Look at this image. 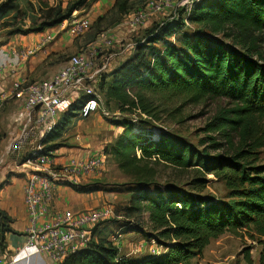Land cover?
<instances>
[{
	"label": "trees",
	"instance_id": "16d2710c",
	"mask_svg": "<svg viewBox=\"0 0 264 264\" xmlns=\"http://www.w3.org/2000/svg\"><path fill=\"white\" fill-rule=\"evenodd\" d=\"M99 1L39 0L38 22L24 33L11 35L44 33ZM18 2L0 0V18L17 10ZM128 3L116 0L114 8L125 16L130 13ZM186 22L196 25V31H186ZM99 92L122 111L136 109L155 121H160L158 107L148 94L189 104L214 96L233 106L220 110L205 126L201 145L208 146L202 150L170 132L154 137L134 132L131 120L118 122L124 131L104 150L130 180L125 190L130 194L127 223L116 238L135 228L141 231L145 222L148 231L141 233L163 251L122 255L113 240L99 235L98 227L91 243L69 254L62 264H191L226 232L247 235L261 245L259 264H264V0H200L185 19L153 24L133 54L102 76ZM84 104L81 98L70 106L47 135L48 142L61 137ZM61 148L52 144L42 155ZM161 167L193 175L184 187H161L156 184ZM209 175L224 184L226 198L203 194ZM69 187L86 195L116 191L100 182ZM13 222L0 209L2 251L7 248V234L17 233ZM246 258L253 264L249 252Z\"/></svg>",
	"mask_w": 264,
	"mask_h": 264
},
{
	"label": "rangeland",
	"instance_id": "374dc122",
	"mask_svg": "<svg viewBox=\"0 0 264 264\" xmlns=\"http://www.w3.org/2000/svg\"><path fill=\"white\" fill-rule=\"evenodd\" d=\"M128 1L130 13L125 16L120 14L118 9L112 7V1L99 7V10L93 9L92 6L88 10L75 14L77 19L90 18L91 28L85 35L77 38L68 33L71 39L70 43L65 41L58 53L55 52L46 59L42 67L44 77L35 81L48 78L61 65L67 63L72 55L82 50L96 49L100 57L114 54L115 61L126 56L128 58L133 54L136 43L142 40L146 30L153 24L185 19L191 7L200 0H154L160 3L163 8L158 13L147 9V4L151 0ZM38 9L39 0H19L17 10L0 18V45L6 44L13 37H20V35L12 36V32L24 33L35 22H38L40 17ZM141 14H144V21L132 26V19ZM62 28L60 25L52 35L56 36V33L60 32L59 37L62 32H67V29ZM197 28L194 24L188 22L185 24L186 31L194 32ZM71 46L73 49L78 48L75 51H70ZM130 46L133 49L129 51L128 47ZM101 95V109L87 119L80 117L73 119L61 137L54 142H48L50 137L47 135L50 133H44L42 136L37 129L25 128L27 118L20 111V100L17 101L16 98H13L0 103V186L3 185V189L9 186L7 194L12 196H20L21 192L24 194L23 187L25 188L24 185L27 183L25 177L29 168L25 162L29 158H33L34 155H41L45 148L52 144H61L62 148L59 150L63 152L62 154H68L72 150H86L91 153V156L105 154V148L113 144L124 131L116 124L123 120H131L134 132L151 133L154 137L162 132H170L189 141L198 150H202L208 146V144L201 145V140L206 137L203 132L205 126L220 110L233 106L229 100L214 96L202 100L199 104H189L180 99L173 101L162 94H148V98L158 107L157 116L160 121H155L136 109L128 112L122 111L119 105L107 103L103 93ZM55 153L56 151L51 155ZM107 156L104 173L99 178L85 180L81 184L100 182L107 188L116 190L115 192H99L80 197L81 201L89 208L107 206L113 210L112 219L95 226L94 230L99 227V235L113 240L121 249V254L128 257H139L163 251V247L155 241H148L145 234L141 233L148 231V225L145 222L141 224L144 226L141 231L135 228V231L122 234L119 239H115L120 227L127 223L124 217L125 209L130 203V194L125 190L128 188L130 180L118 169L112 157ZM192 175V171L182 172L161 167L156 184L161 187L166 185L184 187L189 183ZM208 179L209 184L203 194L226 198L228 191L224 184L215 179L213 175H209ZM65 187L69 186L60 185L58 190ZM248 252L253 264H259L261 245L250 240L247 235L226 232L220 238L213 240L203 255L193 259L191 264H249L246 258Z\"/></svg>",
	"mask_w": 264,
	"mask_h": 264
},
{
	"label": "built area",
	"instance_id": "2783aa9c",
	"mask_svg": "<svg viewBox=\"0 0 264 264\" xmlns=\"http://www.w3.org/2000/svg\"><path fill=\"white\" fill-rule=\"evenodd\" d=\"M147 9L158 13L163 8L160 3L151 0ZM143 16L141 14L132 19L131 25L144 21ZM61 26L77 38L89 31L91 20L74 16ZM53 40L54 36L48 33L33 47L17 46L13 50L16 62L13 65L0 63V75L8 67L13 69L12 66L28 62ZM132 49V46L128 47L129 51ZM115 57L114 54L100 57L96 49L82 50L72 55L62 68L46 79L14 82L9 95L21 102L20 111L27 118L25 128L37 129L42 136L52 133L61 116L81 98L85 99V104L80 118L87 119L99 111L102 104L100 81L110 71ZM5 96L0 91V103ZM32 157L25 162L29 166L24 188L25 206L30 220L26 247L38 255L47 256L50 262L46 264H62L69 254L91 243L95 226L112 219L113 210L104 206L78 213L53 214L58 187L81 185L85 180L99 178L106 169L108 156L102 153L84 159L71 158L64 164H57L51 153ZM16 262L15 256L0 250V264Z\"/></svg>",
	"mask_w": 264,
	"mask_h": 264
},
{
	"label": "crops",
	"instance_id": "0c3cea01",
	"mask_svg": "<svg viewBox=\"0 0 264 264\" xmlns=\"http://www.w3.org/2000/svg\"><path fill=\"white\" fill-rule=\"evenodd\" d=\"M112 1V7H114L116 0H101L93 5V9L99 10V7H103ZM83 12V11H82ZM81 13V12H80ZM59 27L49 29L44 33L30 34L27 36L13 37L6 44L0 45V63L10 65L16 62V59L13 56V50L17 46L23 47H33L35 46L44 35L48 33H55ZM62 28V26H61ZM60 33V32H59ZM59 33H56L54 40L58 37ZM53 40V41H54ZM70 37L68 32H62L60 36L53 42L51 45L39 52L35 57L31 58L28 62H22L18 66H12V68H7L3 74L0 75V91L4 92L6 95L2 100L9 101L13 98L9 95L11 87L14 82L17 81H28L32 82L36 79H41L43 75V65L45 64L46 59L53 53L59 52L65 41L70 43ZM78 48V47H76ZM76 48L70 47V51H75ZM127 58L124 57L121 60L116 59L111 65L110 71L114 70L122 61ZM65 64V63H64ZM61 65L57 71L62 68ZM55 71V72H57ZM54 72V73H55ZM53 73V74H54ZM51 76V75H50ZM49 76V77H50ZM17 100V99H16ZM18 101V100H17ZM63 152L56 151L53 154L54 160L57 164L67 163L71 158H87L91 156L86 150H72L68 154H62ZM26 181L28 180V174L26 175ZM25 186V185H24ZM8 187L6 186L0 192V209L6 211L14 220L12 228L17 232L16 234L9 233L6 236L7 248L6 251L16 257V264H46L50 262V259L44 255H38L26 247L27 242V232L30 227V220L28 211L24 202V194L21 192L20 196H12L8 193ZM24 190V187H23ZM86 194H79L75 192L71 187H65L61 190H57L56 199L54 203L53 214L56 213H78L94 208H89L81 201V196Z\"/></svg>",
	"mask_w": 264,
	"mask_h": 264
}]
</instances>
